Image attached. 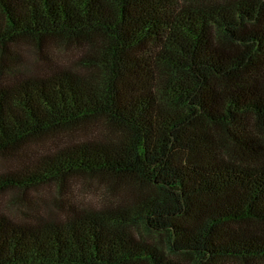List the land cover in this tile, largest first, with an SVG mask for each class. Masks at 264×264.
Returning a JSON list of instances; mask_svg holds the SVG:
<instances>
[{
  "label": "trees",
  "instance_id": "obj_1",
  "mask_svg": "<svg viewBox=\"0 0 264 264\" xmlns=\"http://www.w3.org/2000/svg\"><path fill=\"white\" fill-rule=\"evenodd\" d=\"M21 39L80 51L0 81V156L108 132L30 154L0 193L88 175L119 200L0 212V264H264V0H0L3 67Z\"/></svg>",
  "mask_w": 264,
  "mask_h": 264
},
{
  "label": "rangeland",
  "instance_id": "obj_2",
  "mask_svg": "<svg viewBox=\"0 0 264 264\" xmlns=\"http://www.w3.org/2000/svg\"><path fill=\"white\" fill-rule=\"evenodd\" d=\"M79 51L78 47L63 45L56 40L46 39L45 43H39L35 39H21L13 46L11 55L14 61L10 63V69L3 67L0 59V81L12 80L13 73H43L49 70L47 63L69 64ZM8 57V54L0 52V58ZM107 132L98 119H92L72 129L44 136L29 143L19 157L0 156V172L20 166L24 159L35 152H44L80 139L104 137ZM118 200L119 194L108 190L95 176L77 175L69 180L66 189H59L54 183H44L28 190L3 191L0 193V212L17 222L34 221L62 216L60 204L76 208L113 207Z\"/></svg>",
  "mask_w": 264,
  "mask_h": 264
}]
</instances>
